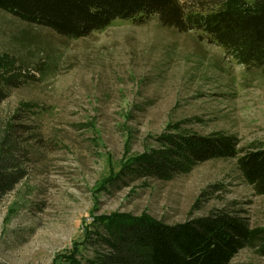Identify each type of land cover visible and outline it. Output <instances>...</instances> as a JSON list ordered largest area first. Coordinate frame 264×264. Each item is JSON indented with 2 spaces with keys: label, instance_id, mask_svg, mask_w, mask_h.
I'll list each match as a JSON object with an SVG mask.
<instances>
[{
  "label": "rangeland",
  "instance_id": "374dc122",
  "mask_svg": "<svg viewBox=\"0 0 264 264\" xmlns=\"http://www.w3.org/2000/svg\"><path fill=\"white\" fill-rule=\"evenodd\" d=\"M204 37L153 17L117 19L72 39L0 9L1 71L25 66L35 75L0 107V119L18 115L19 129H30L18 136L24 177L0 196V264L86 263L104 249L95 233L114 213L177 223L224 210L264 227V195L236 158L168 180L121 174L169 133L264 143L262 69L246 68ZM229 264H264V257L245 248Z\"/></svg>",
  "mask_w": 264,
  "mask_h": 264
},
{
  "label": "trees",
  "instance_id": "16d2710c",
  "mask_svg": "<svg viewBox=\"0 0 264 264\" xmlns=\"http://www.w3.org/2000/svg\"><path fill=\"white\" fill-rule=\"evenodd\" d=\"M0 9L72 39L89 36L117 19L143 24L156 17L180 32H201L237 62L264 74V0H0ZM5 65L0 61V107L12 89L35 76L23 71L25 66L3 72ZM17 121L18 115L0 119V196L24 177L18 136L30 129H19ZM159 142L133 157L121 173L124 177L115 179L168 180L209 160L236 158L245 181L264 195V143L247 144L219 132L169 133ZM105 220L94 237L102 252L96 251L86 263L76 259L69 264H229L245 248L264 257V227L252 226L234 211H213L177 223L130 213H114Z\"/></svg>",
  "mask_w": 264,
  "mask_h": 264
}]
</instances>
